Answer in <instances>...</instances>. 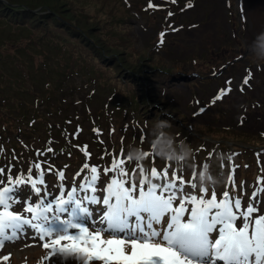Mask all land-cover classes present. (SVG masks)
Masks as SVG:
<instances>
[{
    "label": "rangeland",
    "instance_id": "374dc122",
    "mask_svg": "<svg viewBox=\"0 0 264 264\" xmlns=\"http://www.w3.org/2000/svg\"><path fill=\"white\" fill-rule=\"evenodd\" d=\"M132 1L136 3V0ZM140 1L143 3L145 2V0ZM187 2L190 4L193 3V0H187ZM182 4L183 2H181V6ZM194 4H196V6L200 5V14L196 15L191 12V17L181 19L180 22L178 21L179 25L176 29L179 30V32L168 37L167 41L163 40V42L166 43L160 50H155L152 47L158 53L152 52L150 44L152 43L153 45L154 41H152V39L154 36L156 38L155 33L162 27L163 23H156L152 20L151 23L149 21V17L151 18L152 15L148 14L149 7H146V11H142L141 14L135 7H132L130 11L127 10L126 17L119 25L118 33L112 39L110 48L108 47L105 49L108 52L107 60H110L114 54H116V56L124 62V69L119 71L111 67L107 68V65L104 66L100 62L95 61L93 64L94 71L91 75L78 76L74 81L75 87L80 86L74 88V103L77 104L78 101L76 100H79V98L85 95L88 91L85 84L88 82L89 78L95 77V72L98 70L107 68L103 74L105 75V78L114 82H116L117 78H120L119 82H121L122 91L129 94L127 98L130 100V95L133 93L138 96L142 94L143 87L140 83H142L141 79H143V77L148 80L144 85V88H154L148 78L151 74H155L159 79L155 99L159 100L157 103H153V107L150 111H145L149 108L148 103L137 106L136 109L140 116L152 117L156 115L158 118V115L161 114V112H172L166 105V102H170L177 107V111L174 112V119L182 113L184 109L191 110L193 115H191V113L189 114L187 110H184L189 115L187 121L178 120L177 123L173 125L172 129L165 130L174 136L177 124L185 123L184 131L187 134V137L182 142L183 144L191 146L192 140H206L204 146L198 148L199 153L195 156L194 154H188L185 156L183 148L181 147V152L177 156V165L174 167V174L171 177L172 186L166 197L167 216L169 217L170 214L174 212L177 204L184 203V205L187 204L185 205L186 212L184 219L188 220V222V212L191 209L196 208L198 205L205 204L209 200L211 202V196L214 198L212 206L216 207L217 211L221 205L220 198L217 194L218 192H224V197L230 202H238L240 200L238 189L241 187H246V189L251 188L253 191H256V193H262L264 195V170L257 173L260 166L264 169V148L260 147L261 145H264V139L259 138V135H261L259 130L264 132V130H262V128H264V72H260V69L256 70L254 67H247L241 77V84L238 90L231 89L229 92L225 91V87H222L221 90H214L215 88L211 89L210 85L212 86L214 82L209 83L208 78L206 80L205 77L197 80L196 78H191L189 73L194 68L192 65L190 66V55L192 57L196 56L198 62V64L194 63V66L196 67L206 58V65L204 64L201 70L203 72L202 75H206L208 74L206 71L209 69V71H211L212 67L224 61L226 56L231 57L233 55L231 48L235 46V43L230 40L232 24L229 20L225 17L214 16V14L208 16V12L212 9V2H207V5L204 6L206 0L203 3L198 0L195 1ZM145 5L147 4L145 3ZM257 5L259 10L256 9L252 13V20L254 24L258 26V31H260L263 28L262 24H264V21L260 23L257 21V18L259 14L261 17H264V0H259ZM202 13H205L207 16L201 17ZM131 17H133L135 22L133 25L131 24ZM249 37L248 33H243L240 40L242 42H245L246 40H248L247 42H250V39H248ZM0 42V55L5 58H11V56H14L12 46L5 43L3 39ZM202 48H208L211 52L206 53L204 50H200ZM198 50L200 51L197 52ZM28 54L29 51H25L23 54H19L15 57V59L27 60L29 58ZM34 61L38 64L40 58L35 57ZM140 61L142 64H140ZM249 61L250 64L264 61V53L252 54ZM158 67H164V71L167 74L173 73L172 76L175 77L172 78L167 76L164 72H158L156 70ZM125 71H127L129 75L136 74L137 81H133L131 76H128L127 79L123 78L122 74ZM229 73L230 71L226 73V76H229ZM235 74H239L238 66L235 70ZM27 83L28 82L25 80H19L15 85L23 86ZM105 90L106 87L102 82L100 88L98 87L92 92L93 98L96 100H104L108 95V92H110V90ZM158 92L163 93V97H158ZM217 96L224 101L220 103H218L219 101H215ZM162 102L164 103V106L158 105V103ZM78 107H80V105H78ZM260 107L262 108L261 110ZM130 117V115L124 114L122 117L115 118V120L120 121H123L124 119V124H112V127L106 132H100L101 129L97 128L94 130L93 135L97 137L98 141L107 137L112 143L126 139L129 142L131 139V132H135L136 137L140 138L142 135L140 127L128 120ZM198 121L208 123L209 125L208 127H201V124L198 123ZM214 125L216 126L215 129ZM106 127L104 128L106 129ZM161 127H163V124H158L157 128L159 129ZM189 129L193 132L196 130L200 131L198 135L199 138L194 137V139H192ZM220 129H224L222 131L233 133H224L221 132ZM142 131H144L143 128ZM147 131L148 135H151L154 128H151V130L147 128ZM35 132H37V130H35ZM74 134L75 132L73 135ZM213 134H215L214 136L216 137L218 136L225 140H230L232 141V144L241 147L239 150L231 149L222 153L223 157L219 159L218 165L225 168V170L221 177L220 170L211 165V156L213 155L210 153L209 149L214 141H210L209 144V140L204 139L205 136H212ZM89 135L90 134L88 133L78 134L79 138L76 143V154L79 160L72 161L69 164L64 162V159L66 160L65 156L61 155L57 149L52 147L38 149L37 145L40 142H43V140H38L37 134L19 135L23 138L22 141L25 151L30 147H34V149L27 151L29 162L24 164V167L29 173V179H31L34 184H37L40 188H51V196L48 198L47 202L50 206L53 204L54 197L57 195V192L61 187H71L77 183L80 190H85L83 189L84 183H90L93 177L97 179L98 184L100 183L99 185H102V178L113 173L115 178H121V180H124L126 190L129 189L126 179L129 171L122 173L121 170L118 169L114 172L112 168L113 162L107 167L98 164L94 159L96 155V146L93 143L88 142L87 138H89ZM236 137H239L241 141L237 140ZM27 140H34L36 143L34 146H31ZM146 143L147 140L144 139L141 146L142 149ZM227 145H230L229 142H226L224 147L228 148ZM195 146H197V143H195ZM109 155L111 157H116L115 152L113 154L110 153ZM195 161L199 163L198 166H195ZM149 165V175L153 176L157 174L156 176L158 177L159 169L155 170L157 173L154 174L153 169L155 166L151 163ZM79 169L84 170L85 175L77 179L75 174ZM219 180L221 182L223 181V184H221L220 187L218 186V183H220ZM204 184L209 187L215 186L218 189V192L211 193L209 191L204 194V191L202 192L201 188ZM100 189L101 191H97V194L92 196L94 201L103 200V192L111 191L107 186L104 189L100 186ZM91 192H93V188ZM53 193L56 194L54 195ZM120 193H122L121 189L114 187L112 189V203L104 208H102V205L98 206L100 210L97 211V214L105 213V217H107L104 222L101 220V223L105 224L106 222L107 224L114 222L112 216L114 207H116L117 210H123L124 205L121 202ZM245 193L246 190H244L243 195H245ZM135 196V188L133 187L130 196L127 197L126 200L130 201L132 200L131 198H134ZM242 208L243 204L234 209L237 211L236 215L238 220L236 223L238 226L240 225L242 218L245 216V213L242 212ZM262 209H264V206H260L258 211H262ZM198 210L200 211V206L198 207ZM57 213L60 214L61 209H58ZM257 215L258 213L254 214V216ZM131 217H133V215L124 218L123 221L125 222V225ZM261 224V229L264 231V222H261ZM143 233H146V231ZM133 235L132 238L138 236L136 231ZM164 237H166V234L163 228L160 241L163 242L165 240ZM131 240L145 242L152 241L147 237L142 239L127 238L125 241ZM49 245L55 247L53 242ZM166 246L174 253V251L176 252L181 248L182 241H179L176 247H170L169 245ZM82 256H84V254Z\"/></svg>",
    "mask_w": 264,
    "mask_h": 264
},
{
    "label": "trees",
    "instance_id": "16d2710c",
    "mask_svg": "<svg viewBox=\"0 0 264 264\" xmlns=\"http://www.w3.org/2000/svg\"><path fill=\"white\" fill-rule=\"evenodd\" d=\"M37 8L41 11H33ZM126 9L124 0H0L2 29L9 30L14 25L18 34L7 40L17 46L18 52L32 45L48 47L41 66H35L30 59L7 67L6 60L0 57V63L6 66L5 71L0 72L1 78L10 83L23 78L30 81L28 87L0 85V129L5 128L4 122L25 121L29 112L41 117L40 108L35 107L38 104L54 110L67 94L73 76L85 73L82 64L92 57L103 61L104 53H96L110 48ZM8 18L12 20L6 21ZM33 30L41 32L31 37ZM19 38L23 39L25 47L22 42L14 43ZM64 44L79 51L68 52ZM121 65L119 60L113 64ZM158 84L159 81L152 92L158 89ZM150 96L155 97L151 93ZM156 118V115L146 117L150 121Z\"/></svg>",
    "mask_w": 264,
    "mask_h": 264
},
{
    "label": "bare ground",
    "instance_id": "6f19581e",
    "mask_svg": "<svg viewBox=\"0 0 264 264\" xmlns=\"http://www.w3.org/2000/svg\"><path fill=\"white\" fill-rule=\"evenodd\" d=\"M146 201H147V205L145 207L146 213L144 215V221L147 225H150L152 221L162 219L163 214L160 208L157 212H153L152 202L148 196H146ZM136 203H137V206L134 209V212L137 211L139 207V201H137ZM173 226H170V222L168 221V218H167L166 223L164 224V227L170 230ZM198 227L200 228V226ZM199 228H198V236L195 235L196 237H193V234L195 233L193 229L191 228L188 231L181 230L177 236V240L179 238L181 239L187 238L191 234V239L184 247L189 248V249L191 248L193 250H198L199 252L203 253L202 246L204 245V243H202L199 239ZM107 229H112V227H107ZM135 231L137 232L138 235H141V233L138 230H136V228H135ZM167 239L168 237H166L163 242L159 241V242L146 243L145 241L138 242L136 240L125 241L123 237L120 240L118 239L113 240L112 237H107L108 243L113 244V247L110 249L109 246L106 245L104 248L110 255L111 263L109 264H199V263L192 262L189 258L186 259V256H190V255H186L184 250L182 252L177 251L173 253L170 250V248L166 246V245H171L167 242ZM222 248H223L222 246L219 247V249H222ZM100 264H106V263L104 261H101ZM201 264H208V263L203 262Z\"/></svg>",
    "mask_w": 264,
    "mask_h": 264
},
{
    "label": "flooded vegetation",
    "instance_id": "af4514ba",
    "mask_svg": "<svg viewBox=\"0 0 264 264\" xmlns=\"http://www.w3.org/2000/svg\"><path fill=\"white\" fill-rule=\"evenodd\" d=\"M242 1L244 3V6L246 7V5L249 2V0H242ZM220 5L221 6H224L223 0H221ZM246 32H248V31H246ZM250 34H251V37H253V38L256 36V32H254V31H251Z\"/></svg>",
    "mask_w": 264,
    "mask_h": 264
}]
</instances>
